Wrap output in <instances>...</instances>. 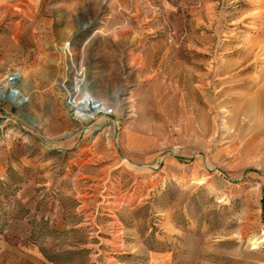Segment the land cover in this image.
Here are the masks:
<instances>
[{"label":"rangeland","instance_id":"obj_1","mask_svg":"<svg viewBox=\"0 0 264 264\" xmlns=\"http://www.w3.org/2000/svg\"><path fill=\"white\" fill-rule=\"evenodd\" d=\"M13 85L0 264H264V0H0Z\"/></svg>","mask_w":264,"mask_h":264},{"label":"bare ground","instance_id":"obj_2","mask_svg":"<svg viewBox=\"0 0 264 264\" xmlns=\"http://www.w3.org/2000/svg\"><path fill=\"white\" fill-rule=\"evenodd\" d=\"M87 26V25H85ZM64 45L66 47L67 52L70 53L71 57L69 58V62L75 64L72 48L73 41L70 37H66L64 41ZM71 65V66H72ZM73 67V66H72ZM16 71L10 73V75H15ZM75 82L73 86L68 87V94L71 96L70 101H67V104L70 109L73 110L74 115L80 117L81 119L89 120L96 115L99 111H108L109 107L102 100H98L97 97V89L94 85L88 83V76L82 69L77 68L75 73ZM11 90L14 95L13 103L17 106L21 105V102L24 98V91L20 86H12ZM2 91V90H1ZM96 102H99L98 105H94ZM161 262V261H160ZM159 261L157 262L155 259L151 261L150 264H161Z\"/></svg>","mask_w":264,"mask_h":264},{"label":"water","instance_id":"obj_3","mask_svg":"<svg viewBox=\"0 0 264 264\" xmlns=\"http://www.w3.org/2000/svg\"><path fill=\"white\" fill-rule=\"evenodd\" d=\"M18 78L17 75H10L7 77V81L12 84L14 80H16ZM14 86V85H13ZM4 93H6V95H4ZM13 96L14 93L11 90V88L7 89V88H2V91H0V99H5L7 101L13 102ZM99 102H96L94 105H98Z\"/></svg>","mask_w":264,"mask_h":264},{"label":"crops","instance_id":"obj_4","mask_svg":"<svg viewBox=\"0 0 264 264\" xmlns=\"http://www.w3.org/2000/svg\"><path fill=\"white\" fill-rule=\"evenodd\" d=\"M160 261H161V262H160ZM160 261H159V262H160L161 264H162V262H165L163 258H162V259H160Z\"/></svg>","mask_w":264,"mask_h":264}]
</instances>
